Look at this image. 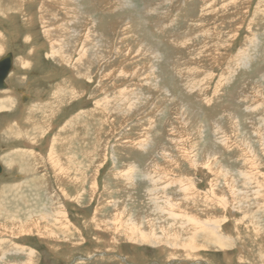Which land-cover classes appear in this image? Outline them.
I'll return each mask as SVG.
<instances>
[{
  "label": "rangeland",
  "instance_id": "374dc122",
  "mask_svg": "<svg viewBox=\"0 0 264 264\" xmlns=\"http://www.w3.org/2000/svg\"><path fill=\"white\" fill-rule=\"evenodd\" d=\"M1 1V16L21 19L0 23V56H16L0 99V155L31 151L44 187L20 184L0 157V195L8 186L1 204L11 212L0 218V264H19L28 249L33 264H264V0H14L17 8ZM53 37L69 43L58 49L71 54L67 62L52 56ZM89 37L101 44L92 49L99 60H85L89 70L79 73L73 63L83 44L89 51ZM62 87L74 97L54 102ZM33 124L46 127L30 144L22 137L33 135ZM56 133L66 140L53 148L60 159L77 157L70 167L65 160L67 182L72 173L82 178L77 186L50 171ZM188 152L193 164L180 155ZM147 188L151 202L181 217L173 222L148 210ZM43 207L59 212L47 230L38 219ZM187 218L212 224L222 246L181 229ZM30 219L39 231L21 232L16 223ZM188 238L196 252L183 247Z\"/></svg>",
  "mask_w": 264,
  "mask_h": 264
},
{
  "label": "bare ground",
  "instance_id": "6f19581e",
  "mask_svg": "<svg viewBox=\"0 0 264 264\" xmlns=\"http://www.w3.org/2000/svg\"><path fill=\"white\" fill-rule=\"evenodd\" d=\"M1 1V0H0ZM4 1V0H3ZM11 1V0H10ZM14 1V0H13ZM56 1V0H55ZM54 1V2H55ZM65 1H69V0H65ZM75 1H77V0H74V2ZM2 2V1H1ZM17 1H14L13 3H14V7H16V5L15 4H17L16 3ZM52 2V1H51ZM58 2V1H57ZM72 0H71V3H72V5H73V3H74ZM261 2V1H260ZM6 3V2H5ZM257 3V2H256ZM48 4V3H47ZM66 4V3H65ZM7 5H9V4H7ZM44 5H45V3H44ZM42 6V4H41V6H42V8H41V10H42V13H44V12H48V9L49 8H51V7H48L47 5V9H45L46 8V6ZM51 5H53V4H51ZM58 5V4H57ZM54 6V5H53ZM63 6V5H62ZM57 7V6H56ZM55 7V8H56ZM59 7V6H58ZM64 7V6H63ZM62 7V8H63ZM201 8V7H200ZM208 8V6H206V7H204V9L206 10ZM224 8H225V6H224ZM3 9V8H2ZM8 9V8H7ZM52 9V8H51ZM258 9V8H257ZM47 10V11H46ZM212 10V9H211ZM264 10V9H263ZM1 11V10H0ZM203 11V10H202ZM261 11V10H260ZM259 11V12H260ZM3 12V11H2ZM2 12H0V13H2ZM51 12V11H50ZM263 12V11H262ZM41 14V13H40ZM48 14H49V12H48ZM233 14H235V13H233ZM42 15V14H41ZM48 16V15H47ZM45 17V16H43L42 18H43V20L42 19H40L43 23V26H45L47 23H48V21H46V20H49L50 21V19H49V17ZM55 20H57V19H55ZM71 20V19H70ZM70 20H69V22H70ZM45 21V22H44ZM249 21H251V20H249ZM249 25H250V23H249ZM65 27H60V34H72V33H75L74 32V30L72 31V33H71V31L70 30H67V29H64ZM45 31V30H44ZM58 32V33H59ZM49 33H50V31H49ZM51 33H53V31L51 30ZM56 34H57V32H56ZM72 36H73V34H72ZM58 37H59V34H58ZM70 37V36H69ZM68 37V38H69ZM59 40V39H58ZM64 40V39H63ZM85 40V39H84ZM88 40L89 41H92L93 42V44L91 45V47H90V49H89V51H85L84 50V44L81 46V48L80 49H78V52H77V59H76V63H73V65L76 67V70H78V69H80V71H82V72H86L87 73V71L89 70V66H87L86 65V62H85V60H87L88 61V65L90 64H92V63H94V62H97L98 60H99V54H98V52H94V50H92V49H96L97 47H99L101 44L99 43V42H96V40L95 39H92L91 37H89L88 38ZM95 40V41H94ZM256 40H258V39H256ZM68 41H69V39H68ZM152 41V40H151ZM60 42V43H59ZM257 42V41H256ZM50 44V46H51V49H52V56H57V57H59V56H61L62 54L58 51V49L59 50H62V49H69V46L67 45V44H69V43H61V41H57V40H55V38L53 37V38H51L50 39V42H49ZM58 44H60V45H63V46H61V48H57V46H58ZM57 45V46H56ZM64 47H66V48H64ZM93 47H95V48H93ZM153 47V46H152ZM257 47V46H256ZM255 47V48H256ZM55 48H57V49H55ZM155 48V47H154ZM66 49V50H67ZM152 50V49H151ZM256 51V50H255ZM148 52H149V54L151 53L152 54V57H154V56H156V52H152V51H149L148 50ZM58 53L60 54V55H58ZM64 54V53H63ZM71 55V54H70ZM69 54H67V52H65V54L64 55H62V57L64 58H62L63 59V61H66L67 62V60H70V57H72V56H70ZM159 56V55H158ZM76 58V57H75ZM155 58V57H154ZM243 58V57H242ZM60 59V61H62V59L61 58H59ZM88 59H90V60H88ZM158 59V58H157ZM23 62V61H22ZM90 62V63H89ZM22 65V64H21ZM74 67V68H75ZM79 67V68H78ZM71 69V68H70ZM150 69V68H149ZM152 71L154 70V67H152V69H151ZM74 72H75V70H74ZM77 72H79V70L77 71ZM81 72V73H82ZM80 73V72H79ZM77 74V73H76ZM79 75V74H78ZM9 76V75H8ZM67 90V91H66ZM123 90L124 89H122L121 91H118V92H120V93H122L123 92ZM57 91V90H56ZM64 92V94H62ZM53 93H55V92H53ZM54 97H55V101L54 102H60L61 100H62V98L64 97V99H72L73 97H74V91L72 90V89H70V88H68V89H64L63 87L61 88V89H59V91H57L56 93H55V95H53ZM65 97H67V98H65ZM41 104V103H40ZM0 105H3V102H1V104ZM37 105V104H36ZM45 106V105H44ZM61 106V105H60ZM109 106H111V105H109ZM34 107L36 108V106L34 105ZM100 107H101V105H99V104H96L95 105V108H94V110H95V112L96 111H100ZM35 108H32V107H30V109L31 110H35ZM102 108V107H101ZM37 109V108H36ZM126 109V108H125ZM114 109H112V111H113ZM115 111V110H114ZM124 111V110H123ZM127 111V110H126ZM82 112V111H81ZM97 113V112H96ZM82 114H83V112H82ZM105 114V113H104ZM30 117H32V116H30ZM29 119V118H28ZM31 119V118H30ZM29 119V120H30ZM75 119V118H74ZM107 119V118H106ZM184 119V118H183ZM35 120V119H34ZM232 120H233V118H232ZM32 121V120H31ZM111 121H112V119H111ZM231 121V120H230ZM150 122V121H149ZM41 123H43V121L41 122ZM66 123H69L70 124V121L68 122H66ZM32 124V123H31ZM72 125V124H71ZM63 126V125H62ZM70 126V125H69ZM149 126V125H148ZM233 126V125H232ZM33 127H34V129H32L31 131H34V133H32V132H30L31 134H33L32 136H30V135H28L27 133L25 134V136H23L22 137V139H25V141L24 142H28V143H30V144H33V143H36L37 142V140H39V139H37V137H40L43 133L42 132H44V128L46 127V125H43L42 126V124L40 125V126H37V124L35 125V124H33ZM38 127H40V130H39V128ZM61 129L63 130V128L61 127ZM61 129H58V130H60L61 131ZM43 130V131H42ZM66 130H67V127H66ZM29 131V130H28ZM39 131V132H38ZM76 131V130H75ZM10 132V131H9ZM64 132V131H63ZM4 133V132H3ZM37 133H39V134H37ZM62 133V132H61ZM70 133V132H69ZM13 134V133H12ZM57 134V133H56ZM67 134V133H66ZM145 134H146V132H145ZM16 135V134H15ZM109 135V134H108ZM147 135V134H146ZM34 136V137H33ZM53 138V137H52ZM52 140V139H51ZM64 142H66V140H63L62 139V137H61V135L60 134H57V135H55V138L51 141V144H50V146H49V151L47 152V154H48V156L47 157H49L47 160L49 161V164H50V168H51V170L50 171H52L53 172V175H55L56 174V176L57 177H59L60 179H63V181L65 180L66 182H67V179L66 178H68V175L67 174H69V172H68V168H66L65 167V160H67V164H68V166L70 167V162L72 161V159L74 160L75 158H77L76 156H74L75 155V153H74V155H73V157H72V159L70 158V156H68L67 155V158L63 161L62 159H60V158H63V157H60L59 156V152H57L56 150H54L53 148L54 147H57V145L58 144H63ZM98 142V141H97ZM67 144L69 145L70 143H68V141H67ZM139 146H140V144H139ZM64 146H62V148H63ZM95 147V146H94ZM68 148V147H67ZM69 149H72L71 147L69 148ZM142 150H143V148H142ZM69 151V150H68ZM71 151H73V150H71ZM89 151V150H88ZM31 151H17V150H15V151H10L8 154H6V155H0V157H1V159H2V161L9 167V168H12V167H14V169L17 171V173H18V175H19V177L20 178H23L22 180H21V182H20V184H24V183H26L27 181L30 183V184H32V185H34V187L32 188V190H36V191H40L41 192V190L40 189H42L43 187H44V185H42V186H40V183L41 184H43L42 182H40L39 181V179H42L43 177H44V175H34L33 173L34 172H36V171H38V165H37V162L38 161H40V160H37V161H31V157H32V153H30ZM74 152V151H73ZM88 152H86L85 154H87ZM68 154H70V153H68ZM90 154V153H89ZM89 154H87V155H89ZM188 154L189 155H183V154H180L181 155V157H183L185 160H189V159H191V161H192V159L194 158V157H192V155L188 152ZM13 155V156H12ZM66 157V156H65ZM46 158V157H45ZM209 158V157H208ZM36 159V158H35ZM70 159H71V161H70ZM195 159V158H194ZM87 160L88 161H92V157H88L87 156ZM206 160H208V159H206ZM1 161V160H0ZM190 161V160H189ZM194 161V160H193ZM193 161H192V164H193ZM103 162V161H102ZM156 164V163H155ZM0 166H1V164H0ZM135 166V165H134ZM165 167V166H164ZM154 168V167H153ZM1 169H2V171H3V169H4V167L2 168V166H1ZM95 169V168H94ZM135 169V168H134ZM149 170V169H148ZM148 170H146V174H145V178L148 180V184H151V183H154V181L153 180H151V175L153 174V173H150V172H148ZM98 169H96L95 170V175L94 176H97V174H98ZM48 172V171H47ZM135 176H137V175H135ZM134 176V177H135ZM32 177V178H31ZM71 178H72V180L71 181H69V182H67L68 184H75L76 186L78 185V184H81V181H82V178H81V176H76L75 174H71ZM95 178V177H94ZM144 178V177H143ZM140 179V178H139ZM133 180V179H132ZM136 180V179H135ZM178 180H180V179H178ZM62 181V182H63ZM138 181V180H137ZM66 183V184H67ZM141 183V182H140ZM20 184H18L17 186H15V185H12L11 186V190H12V193H13V191H15V193L14 194H17L18 192H20L21 191V189H20ZM93 184H95V181H93V183H92V185ZM128 184V183H127ZM137 184V183H136ZM182 184V183H181ZM94 186V185H93ZM212 186V185H211ZM7 187L8 186H3L2 185V189H1V192L3 193L4 192V190H6L7 189ZM30 187H31V185H30ZM61 187V186H60ZM182 187V186H181ZM17 188V189H16ZM19 188V189H18ZM40 188V189H39ZM90 188H91V186H90ZM151 189V188H150ZM150 189H148L147 188V190L144 192V193H146L145 194V196H146V198H147V202L150 204H148V210H151V212L152 213H157L158 215H160L161 216V218H162V216L163 217H167V218H169V220H173V222H175L176 221V217H179L180 216V214H178V213H175V212H173V211H169L168 212V210H165L164 208H162L161 207V205L159 206V204H157L156 202L154 203V202H151L152 201V199H151V197H152V193L154 192V190H150ZM230 189V188H229ZM8 190V189H7ZM7 190H6V192H7ZM16 190H18V191H16ZM31 190V189H30ZM212 190V192H211V194L213 195V192H214V190L213 189H211ZM237 190V189H236ZM10 192V191H9ZM8 192V193H9ZM1 193V195H0V204H1V202L2 203H4L3 202V197H4V195H5V192L2 194ZM35 193H38V192H35ZM156 193H157V191H156ZM230 193H236L235 192V189H234V187L233 188H231L230 189ZM36 195V194H35ZM220 195V194H219ZM232 195V194H231ZM230 195V196H231ZM236 195H238V193L236 194ZM1 196H3V197H1ZM167 197V196H166ZM235 197H237V196H235ZM80 198V197H79ZM131 199V198H130ZM155 199V198H154ZM167 199V198H166ZM236 199V198H235ZM46 200V199H45ZM184 200V199H183ZM131 201V200H130ZM227 201V200H226ZM158 202V201H157ZM179 202V201H178ZM164 203V205H165V207H167L168 208V206H169V202H167V204L165 203V202H163ZM174 203H176V202H174ZM229 203V202H228ZM157 204V205H156ZM236 204V203H235ZM239 204V203H238ZM240 204H242V203H240ZM257 205V204H256ZM128 206V205H127ZM150 206V207H149ZM172 206V205H171ZM238 207H239V205H238ZM240 207H242L241 205H240ZM44 208L45 207H43V210H44ZM124 208H125V206H124ZM247 208V207H246ZM5 208L2 206V204L0 205V218H2L3 219V216H7V213L9 214V213H11V212H7V210H4ZM37 209V208H36ZM126 209V208H125ZM198 208H196V210H197ZM242 209V208H241ZM1 210H3V211H5V214L6 215H2V214H4V212L2 211L1 212ZM134 210V209H133ZM195 209H194V211H196ZM199 210V209H198ZM240 210V209H239ZM129 211H130V209H129ZM244 211V210H243ZM62 212V211H61ZM187 212V211H186ZM244 213H245V211H244ZM59 214V212H57L55 209H51V210H48L47 209V211L46 210H44V213H42V214H40V216L38 215V219L40 220V221H46L47 222V224H46V226H45V228H46V230L48 229V227H50L49 225V223L48 222H58V218H56L57 217V215ZM195 214V213H194ZM9 215H11V214H9ZM120 215V214H119ZM12 216H14V214H12ZM32 216H35V213H30L29 212V218H31ZM129 216V215H128ZM20 217V216H19ZM148 217V216H147ZM181 217V216H180ZM6 218V217H5ZM4 218V219H5ZM151 218V217H150ZM166 218V219H167ZM2 219H0L1 221H2ZM21 219V218H20ZM190 219V220H189ZM15 219L12 217H9L8 219H5V221H6V223H10V225H13V226H15V221H14ZM116 220H119L118 218L116 219V218H114V219H112L111 221L116 225V224H118L119 223V221L118 222H116ZM187 220V224H189V225H185V224H181L182 226L180 227L181 229H183V226L184 227H186L187 228V230H188V232H191V233H193L194 235L195 234H199V232H201V234L203 233V235H204V237L207 239V237L209 236V240H211V241H215V242H217L218 243V245H220V242H221V239H219V237L220 236H218L215 232H214V226L212 225V224H210V223H207V222H200V220H197V219H193V218H187L186 219ZM186 220H184V221H186ZM99 221V220H98ZM151 221V220H150ZM236 222V221H235ZM59 223V222H58ZM121 223V222H120ZM16 224H18V225H16V226H18V227H21V228H19L20 229V231L21 232H26V231H29V232H32V231H39V224H40V222H39V224H37V223H34V220H32V219H30L29 221L27 220L24 224H22V225H20L19 224V222H17ZM142 225H143V223H141ZM176 224V223H175ZM126 224H124V226H125ZM151 225V224H150ZM180 225V224H179ZM127 229H126V232H128V234H129V236L130 235H134L137 231V228H135V225L132 223V222H130L129 221V223H127ZM3 227V226H2ZM95 227V226H94ZM141 228H142V226H140ZM194 227V228H193ZM56 228V227H55ZM1 229V228H0ZM16 229V228H15ZM42 229V228H41ZM9 230V229H8ZM13 230H14V228H13ZM53 230V229H52ZM110 230V229H109ZM10 231V230H9ZM16 231H18V228H17V230ZM56 231H57V229H56ZM59 231V230H58ZM107 231V230H106ZM139 231V230H138ZM143 231V230H142ZM109 232V231H108ZM58 233V232H57ZM138 233V232H137ZM136 233V234H137ZM141 233V232H140ZM190 233V234H191ZM223 233V232H222ZM59 234V233H58ZM122 235V234H121ZM151 235V234H150ZM141 236H143V234L141 235ZM141 236L139 237V238H141ZM192 235H190V237H191ZM189 237V236H188ZM194 237H196V236H194ZM215 237V238H214ZM68 238V237H67ZM144 238V237H143ZM226 238V237H225ZM142 239V238H141ZM189 239V241H185V243L183 242V247L186 249H192V250H195V252H196V250H198V248L196 247V249H193V239H190V238H188ZM215 239V240H214ZM195 240V239H194ZM200 241H202V240H200ZM207 242V241H206ZM214 242V243H215ZM1 243V242H0ZM180 243V242H179ZM200 243V242H199ZM202 243V242H201ZM200 243V244H201ZM209 243H210V241H209ZM170 244V243H169ZM204 244V247H205V242L203 243ZM213 244V243H212ZM209 245V244H208ZM50 246V245H49ZM180 246V245H179ZM199 246V245H198ZM209 246H211V245H209ZM220 246H222V244L220 245ZM2 247V246H1ZM4 247H6V244H5V246ZM175 247V246H174ZM180 247H182V246H180ZM203 247V246H202ZM18 248V247H17ZM172 248V247H171ZM3 249H5V248H3ZM2 249V250H3ZM20 249V248H19ZM18 249V250H19ZM25 249V248H24ZM54 249H56V248H54ZM175 249V248H174ZM183 249V248H182ZM223 249V248H222ZM14 250V249H13ZM23 250V249H22ZM181 250V249H180ZM0 251H1V249H0ZM8 251V250H7ZM15 251V250H14ZM34 250H30V249H28V251L25 253L26 254V256H25V260L24 261H20L19 262V264H33V262L35 261L33 258H34V252H33ZM184 251H187V250H184ZM9 253H10V251H8ZM19 252H21V251H19ZM25 252V251H24ZM190 252V251H189ZM192 252V251H191ZM194 252V251H193ZM14 253V252H13ZM2 254V253H1ZM16 254V253H15ZM3 255V254H2ZM187 255V254H186ZM5 256V255H4ZM4 256H2V257H4ZM1 257V258H2ZM3 260H4V258H2ZM11 263V262H10Z\"/></svg>",
  "mask_w": 264,
  "mask_h": 264
},
{
  "label": "crops",
  "instance_id": "0c3cea01",
  "mask_svg": "<svg viewBox=\"0 0 264 264\" xmlns=\"http://www.w3.org/2000/svg\"><path fill=\"white\" fill-rule=\"evenodd\" d=\"M27 4V3H26ZM15 8H17V5H16V7ZM24 8H25V6H24ZM25 11H26V8H25ZM26 13V12H25ZM27 15V14H26ZM10 17H8V18H4L3 16H1L0 15V23H2V24H9V23H11V20L12 19H14V18H20L21 19V17H20V14L18 15V14H10L9 15ZM0 33H1V35H2V32L0 31ZM3 36V35H2ZM4 37V36H3ZM1 45V44H0ZM8 53H11V55H12V69H11V71H10V73L8 74L9 76H7V78H6V80H5V82H6V84H7V88L6 89H8L9 87H10V85H9V79H10V77H11V74L13 73V68H14V64H15V58H16V56L13 54V52H11V51H8V52H6V53H4L2 56H0V59L2 58V57H4L6 54H8ZM21 61H23L21 58H19V60H18V64L19 65H21V63H23V62H21ZM18 67H21V66H18ZM6 89H4V90H0V99H5V98H7V95H5V90ZM4 112H6V108H5V110H2V111H0V113H4Z\"/></svg>",
  "mask_w": 264,
  "mask_h": 264
},
{
  "label": "water",
  "instance_id": "95a60500",
  "mask_svg": "<svg viewBox=\"0 0 264 264\" xmlns=\"http://www.w3.org/2000/svg\"><path fill=\"white\" fill-rule=\"evenodd\" d=\"M12 69V55L11 53L6 54L4 57L0 59V90H4L7 88V84L5 82L8 74ZM2 172L0 166V173Z\"/></svg>",
  "mask_w": 264,
  "mask_h": 264
}]
</instances>
